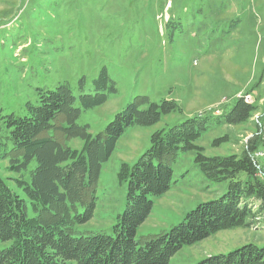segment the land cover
Here are the masks:
<instances>
[{
    "label": "rangeland",
    "instance_id": "1",
    "mask_svg": "<svg viewBox=\"0 0 264 264\" xmlns=\"http://www.w3.org/2000/svg\"><path fill=\"white\" fill-rule=\"evenodd\" d=\"M102 71L116 91L103 105L81 110L75 123L89 135L103 132L137 97L162 111L150 124L124 129L101 165L93 218L81 230L111 233L126 201L120 172L158 132L190 119L208 120L207 127L176 157L170 190L153 200L136 241L168 232L198 204L227 192L229 182L208 180L194 163L197 155L228 158L246 151L263 178L264 0H0V116L22 117L26 102L36 104L38 90L62 83L79 106L80 95L105 91L94 84ZM236 102L248 110L233 111ZM225 114L234 119L223 123ZM3 137L1 129L0 143ZM57 138L79 152L84 146L79 138ZM7 168L0 160V176L18 191L13 180L19 176ZM23 177L28 181V172ZM243 224L183 247L168 264H196L249 243L264 246V228Z\"/></svg>",
    "mask_w": 264,
    "mask_h": 264
},
{
    "label": "trees",
    "instance_id": "2",
    "mask_svg": "<svg viewBox=\"0 0 264 264\" xmlns=\"http://www.w3.org/2000/svg\"><path fill=\"white\" fill-rule=\"evenodd\" d=\"M94 84L105 91L80 95L79 106H75L69 85L62 83L53 90H38L36 104L26 102L22 117L0 116L4 131L0 160H6L8 171L19 176L13 180L19 192L8 185L11 179L0 176V264H168L183 247L223 227L243 222L247 229L264 228V176H257L249 154L197 155L194 163L208 180L229 182L227 192L198 204L168 232L136 241L153 200L170 190L176 157L192 149L191 141L207 127L208 120L195 118L158 132L149 149L120 172L119 179L127 183L126 201L109 235L81 230L93 218L101 165L113 153L124 129L150 124L162 111V106L156 109L147 97H137L92 137L76 119L82 109L103 105L116 91L105 71ZM237 108L248 110L241 102L234 104L233 111ZM231 117L223 115L222 122L232 121ZM57 134L63 139L79 138L84 143L82 150L66 146ZM31 163L35 165L29 171ZM196 264H264V246L245 244Z\"/></svg>",
    "mask_w": 264,
    "mask_h": 264
},
{
    "label": "bare ground",
    "instance_id": "3",
    "mask_svg": "<svg viewBox=\"0 0 264 264\" xmlns=\"http://www.w3.org/2000/svg\"><path fill=\"white\" fill-rule=\"evenodd\" d=\"M245 102H249V98L248 97H245Z\"/></svg>",
    "mask_w": 264,
    "mask_h": 264
},
{
    "label": "built area",
    "instance_id": "4",
    "mask_svg": "<svg viewBox=\"0 0 264 264\" xmlns=\"http://www.w3.org/2000/svg\"><path fill=\"white\" fill-rule=\"evenodd\" d=\"M244 95H248V96H250V97H251V95H250V94H244ZM240 99H241V97H240Z\"/></svg>",
    "mask_w": 264,
    "mask_h": 264
}]
</instances>
